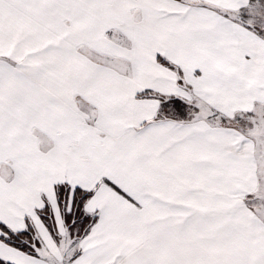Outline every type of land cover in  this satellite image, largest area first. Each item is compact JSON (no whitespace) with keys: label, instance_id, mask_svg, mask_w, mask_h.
I'll return each instance as SVG.
<instances>
[{"label":"snow or ice","instance_id":"1","mask_svg":"<svg viewBox=\"0 0 264 264\" xmlns=\"http://www.w3.org/2000/svg\"><path fill=\"white\" fill-rule=\"evenodd\" d=\"M0 264H264V0H0Z\"/></svg>","mask_w":264,"mask_h":264}]
</instances>
